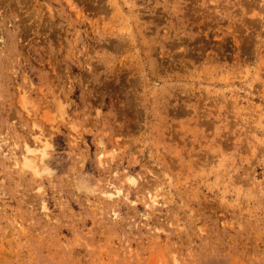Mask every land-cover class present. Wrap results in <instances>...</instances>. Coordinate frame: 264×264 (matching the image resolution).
<instances>
[{
    "label": "rangeland",
    "instance_id": "1",
    "mask_svg": "<svg viewBox=\"0 0 264 264\" xmlns=\"http://www.w3.org/2000/svg\"><path fill=\"white\" fill-rule=\"evenodd\" d=\"M0 264H264V0H0Z\"/></svg>",
    "mask_w": 264,
    "mask_h": 264
},
{
    "label": "bare ground",
    "instance_id": "2",
    "mask_svg": "<svg viewBox=\"0 0 264 264\" xmlns=\"http://www.w3.org/2000/svg\"><path fill=\"white\" fill-rule=\"evenodd\" d=\"M33 152V151H32Z\"/></svg>",
    "mask_w": 264,
    "mask_h": 264
}]
</instances>
